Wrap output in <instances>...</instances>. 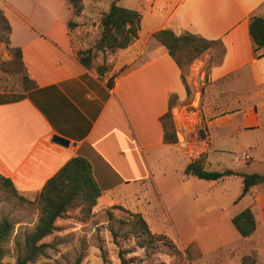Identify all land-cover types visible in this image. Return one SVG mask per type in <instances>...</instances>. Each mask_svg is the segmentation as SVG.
Returning <instances> with one entry per match:
<instances>
[{
    "label": "crops",
    "instance_id": "crops-1",
    "mask_svg": "<svg viewBox=\"0 0 264 264\" xmlns=\"http://www.w3.org/2000/svg\"><path fill=\"white\" fill-rule=\"evenodd\" d=\"M0 8L11 25L12 45L22 49L34 82L24 98L0 103V175L10 178L25 197L36 198L49 178L80 155L92 164L101 203L112 205L133 184L150 181L163 212L184 223L189 206L198 205L190 202L187 207L181 201L191 193L185 178L193 175L184 173L189 162L204 155L210 163L211 157L232 151L231 142L254 149V155L257 152L264 138V53L255 48L249 22L254 15L264 17V0H145L139 7L138 38L110 53L104 76L98 73L97 61L86 67L78 59L68 26L74 12L67 1L0 0ZM164 28L177 35L190 32L222 47L204 90L206 138L200 140L199 150L192 148V142H165L162 116L170 110L172 96L174 104L186 99L192 76L153 37ZM55 134L70 144L53 141ZM262 154V160L253 156L250 161L259 162L261 170L255 171L264 173ZM242 169L235 171L247 172ZM231 179L243 185L241 176L222 180ZM214 181L207 180L208 190ZM260 185L251 189L252 204L227 214H217L223 209L208 195L206 209L195 207L187 218L193 232L184 235L198 239L199 246L205 238L212 239L215 248L226 249L224 254L236 264L252 249L257 263H264V188ZM248 206L257 227L243 237L232 217ZM179 227L189 229L185 224Z\"/></svg>",
    "mask_w": 264,
    "mask_h": 264
},
{
    "label": "rangeland",
    "instance_id": "rangeland-1",
    "mask_svg": "<svg viewBox=\"0 0 264 264\" xmlns=\"http://www.w3.org/2000/svg\"><path fill=\"white\" fill-rule=\"evenodd\" d=\"M51 2V0H45ZM66 3V0H60ZM115 1L121 6L139 10L144 6L145 0H82L83 10L80 14L73 15L72 19L77 23L73 28L72 39L77 49L94 45L99 36V20L103 12L107 11L111 3ZM71 5V4H70ZM72 7V6H71ZM73 8V7H72ZM74 12V9H73ZM4 13V12H3ZM11 30L2 18L0 12V95L12 97L17 94H26V87L32 84L25 79V69L21 68L16 55L13 52ZM222 47L219 43H213L199 56L189 60L191 53L178 51L177 56L181 61L184 71L192 76L189 84L191 93L182 103L173 106L172 114L174 123L177 122L176 132L181 143L192 142L193 147L199 150L202 132L206 131L204 122V102L206 95L204 90L209 84L208 73L211 66L221 58ZM111 54L103 56L97 54L96 61L105 64L108 68ZM232 151H226L211 157V162L205 167L209 170L225 171L240 168L247 173L258 172L262 165L264 151V138L260 146L254 149H245L240 142H231ZM248 153L252 160L246 161L244 155ZM264 174V173H262ZM191 193L181 201L185 206L190 202L198 204L189 206L188 214H185L186 222L177 221L175 217L163 212L159 196L150 181L135 183L125 197L112 205L101 203L99 198L95 206L90 210H84L81 205H73L56 223L58 229L48 235L44 242L50 243L45 252L34 262L29 264H123L119 251H126L124 258L127 264H236L232 258H228L221 248L217 250L212 239L205 238L204 244L199 246L198 239L187 237L184 234L193 232L192 223L187 220L194 208L205 210V199L210 195L223 211L234 212L243 204H252L255 200V192H251L244 200L241 196L243 185L237 180H216L210 187L207 180L191 176L185 178ZM264 188V183L259 186ZM256 189V188H255ZM207 190V191H205ZM254 191V190H253ZM24 195L15 194L5 185L0 178V223L3 219L14 224L11 236L4 241V261L7 264H17L18 254L23 251L25 237L37 224L40 209L34 199ZM240 199V200H239ZM238 203V204H237ZM188 207V206H187ZM186 209V207H185ZM186 210V211H187ZM227 214V213H226ZM195 215V214H194ZM139 217L147 222L148 228L156 237L149 243V237L145 235L146 246H141L142 237ZM189 225V229L181 231V225ZM203 240V239H202ZM173 242V246L170 242ZM255 256V251L252 253ZM257 261V260H256Z\"/></svg>",
    "mask_w": 264,
    "mask_h": 264
},
{
    "label": "trees",
    "instance_id": "trees-1",
    "mask_svg": "<svg viewBox=\"0 0 264 264\" xmlns=\"http://www.w3.org/2000/svg\"><path fill=\"white\" fill-rule=\"evenodd\" d=\"M66 1L71 4L75 14H80L82 12V0ZM0 12L3 20L11 30V25L1 8ZM141 19L142 16L139 10L121 6L113 1L109 9L103 12L100 17L98 24L100 28L99 36L94 45L77 49V56L80 62L86 67H89L96 61L98 53L106 56L118 49L128 47L139 36ZM68 26L70 30H73V28L77 26V23L70 19ZM249 31L255 42L256 50L263 49L264 53V17L261 15L252 16L249 22ZM153 37L167 47L170 54L177 60L180 66L181 61L177 56L178 51L182 50L191 53L189 60H192L215 43L213 40L206 39L190 32L177 35L173 30L168 28L153 33ZM103 49H106V51L104 52ZM13 52L17 57L20 67L24 68L26 71L25 79L32 83L30 87H26V90H29L34 86V82L30 79L25 67L22 49L20 47H14ZM97 69L100 76H104L107 71L105 64H99ZM116 75L117 73L113 74L108 80L109 86L113 85V79ZM186 88L189 95L191 93L189 85H186ZM24 97L25 93L17 94L12 97L0 95V103L17 101ZM175 99V96L170 98V110L162 116V123L165 128V142L167 143L178 142L176 127L172 116V108ZM201 132L202 137L206 138V134H204L203 130H201ZM204 159V155H201L199 158L189 162L184 170L185 175H193L206 180H222L229 176H241L243 181L241 196L250 192L253 186L264 183V174L262 173L238 172L232 169L225 171L209 170L205 167ZM0 178L15 194H18L10 178L2 175H0ZM101 194L102 191L94 177L91 162L80 155L70 158L58 172L47 180L42 190L36 196L34 202L39 206L40 216L37 224L25 237L23 251L18 254L16 259L17 264H29L34 262L45 252V249L50 246V243L44 242L43 239L58 229L56 223L57 219L62 217L71 206L81 205L84 210H90L96 205ZM20 198L26 200L23 196H20ZM232 222L243 237L252 235L257 227L256 218L251 206L235 214L232 217ZM137 223L141 228L139 237H142V240L140 245L144 247L147 245L145 235L150 238L149 243H151L156 237V234L149 230L147 222L142 217H139ZM13 228L14 224L7 219H3L0 223V264H7L4 261L5 252L3 243L11 236ZM170 243L175 246L172 241ZM125 252L126 251L123 250L119 251L123 264H127L123 257ZM76 264H80V259H78ZM241 264L264 263H257L254 254H250L243 256Z\"/></svg>",
    "mask_w": 264,
    "mask_h": 264
},
{
    "label": "water",
    "instance_id": "water-1",
    "mask_svg": "<svg viewBox=\"0 0 264 264\" xmlns=\"http://www.w3.org/2000/svg\"><path fill=\"white\" fill-rule=\"evenodd\" d=\"M103 51L105 52L106 49H103ZM53 141L59 143V144H62V145H69L70 144V140L61 136V135H58V134H55L53 136Z\"/></svg>",
    "mask_w": 264,
    "mask_h": 264
},
{
    "label": "built area",
    "instance_id": "built-area-1",
    "mask_svg": "<svg viewBox=\"0 0 264 264\" xmlns=\"http://www.w3.org/2000/svg\"><path fill=\"white\" fill-rule=\"evenodd\" d=\"M244 159H245L246 161H249V160L251 159V155L248 154V153H246V154L244 155Z\"/></svg>",
    "mask_w": 264,
    "mask_h": 264
}]
</instances>
